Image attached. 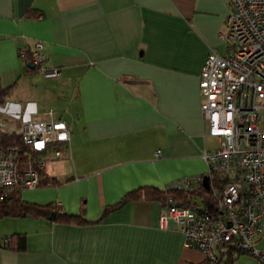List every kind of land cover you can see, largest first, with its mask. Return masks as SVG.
Segmentation results:
<instances>
[{"label": "crops", "instance_id": "crops-1", "mask_svg": "<svg viewBox=\"0 0 264 264\" xmlns=\"http://www.w3.org/2000/svg\"><path fill=\"white\" fill-rule=\"evenodd\" d=\"M31 10L38 19L26 18ZM230 12L228 0H0L3 85L12 93L26 83L41 87L36 99H56L54 114L71 130L70 152L64 147L63 159L46 169L55 185L24 190L23 199L56 203L69 214L84 208L95 222L140 187L167 191L205 175L202 152L213 139L202 116L200 74L211 51L225 54ZM38 41L47 70L58 68L59 77L27 74L19 49ZM32 100L11 95L8 104L33 113ZM163 208L134 200L84 226L0 218V239L27 237L26 251L1 246L0 264H206L175 224L160 228ZM233 264L257 262L244 254Z\"/></svg>", "mask_w": 264, "mask_h": 264}, {"label": "built area", "instance_id": "built-area-1", "mask_svg": "<svg viewBox=\"0 0 264 264\" xmlns=\"http://www.w3.org/2000/svg\"><path fill=\"white\" fill-rule=\"evenodd\" d=\"M228 4L231 12L222 34L225 54L211 51L199 82L206 133L214 140L211 149L202 152L208 167L205 175L219 173L227 182L218 186L210 182L216 212L196 198L187 204L170 198L159 225L170 229L175 224L185 237V247L203 252L208 264H219L220 255L229 251L246 253L264 264V249L256 247L264 234V0H228ZM19 56L45 76L61 75L58 68L47 70L42 41L21 47ZM23 111L19 129L0 121V131L17 132L39 158L21 171L20 150L0 143V189L39 188L46 178L41 173L63 159L64 147L71 150L70 127L52 109ZM0 112L20 117L8 103ZM155 156L159 158L161 150ZM201 184L202 176L183 178L170 189L193 193Z\"/></svg>", "mask_w": 264, "mask_h": 264}, {"label": "trees", "instance_id": "trees-1", "mask_svg": "<svg viewBox=\"0 0 264 264\" xmlns=\"http://www.w3.org/2000/svg\"><path fill=\"white\" fill-rule=\"evenodd\" d=\"M26 18L38 19L39 15L33 10L26 14ZM31 62L27 61V74L33 75L38 71L36 68H29ZM12 95V87H6L3 85L0 77V108L4 107L10 100ZM19 129V128H18ZM0 143L4 146L17 147L20 150L21 155V171H23L31 161L38 160L39 154L33 152L30 147L24 145L22 137L17 132H4L0 131ZM42 177H46L40 184L42 185H55L54 182L49 183L47 178V173L42 172ZM206 175H203L204 178ZM212 186H218L221 182H227V179H221L219 173H213L210 178ZM59 185V184H56ZM24 187L22 185L10 189H0V218H12L20 219L32 217L34 219H46L49 220L50 216L56 214V223L66 224V225H93L104 221L108 215L121 208L128 202L134 200L145 199L153 202H160L163 205L168 202L170 198L174 199L178 203L187 204L191 200L196 198L202 204L209 207L211 211L216 212V206L213 200L212 191H208L203 184L199 187L196 192H186L184 190H173L169 189L167 191L160 190L152 186L140 187L130 193H128L118 204L114 206L106 207L101 217L95 221H89L86 218L85 209L83 208L79 214H69L61 206L56 203H49L46 205H39L31 202H27L23 199ZM8 239L11 241L7 242ZM14 251L22 252L27 249V237L25 235H14L5 239H0V247ZM246 253L229 251L223 255L226 256L224 260L225 264H233L240 256ZM206 264L207 261H206Z\"/></svg>", "mask_w": 264, "mask_h": 264}, {"label": "rangeland", "instance_id": "rangeland-1", "mask_svg": "<svg viewBox=\"0 0 264 264\" xmlns=\"http://www.w3.org/2000/svg\"><path fill=\"white\" fill-rule=\"evenodd\" d=\"M38 81H42V77L38 78L37 79ZM44 80V79H43ZM41 93H43V90L41 87H32L31 85H28L27 83L26 84H23L20 88H18L17 90H14L13 93H12V98L13 100H17V99H20V98H23L25 99L26 97H33V103H35V106L37 108V110H40L42 108H47V109H51L54 110L55 114L56 115H60V110L58 105H56V99H53V98H49L45 95H48V94H44L43 96L39 97L36 99V96H40ZM19 97V98H18ZM10 102V101H9ZM8 102V103H9ZM23 109L25 108V106L22 107ZM23 109L20 110V113H19V118H12L11 116H9L7 113L5 112H0V119L2 120H5L6 122H10L12 121V123L10 124V126H13L14 128L18 129L21 127V124H22V117L24 116L25 114V111H23ZM209 144L212 146L214 145V141L213 140H210L209 141ZM257 248L259 249H264V234L262 236V241L259 242L257 245H256Z\"/></svg>", "mask_w": 264, "mask_h": 264}, {"label": "water", "instance_id": "water-1", "mask_svg": "<svg viewBox=\"0 0 264 264\" xmlns=\"http://www.w3.org/2000/svg\"><path fill=\"white\" fill-rule=\"evenodd\" d=\"M29 68L34 69V66L32 64H29ZM203 186L209 191L210 190V178L208 176H205L203 178ZM50 221L54 222L56 220V214L53 213L50 216Z\"/></svg>", "mask_w": 264, "mask_h": 264}]
</instances>
